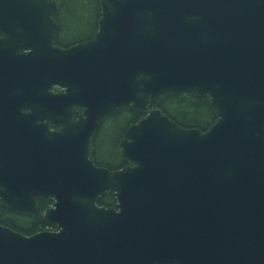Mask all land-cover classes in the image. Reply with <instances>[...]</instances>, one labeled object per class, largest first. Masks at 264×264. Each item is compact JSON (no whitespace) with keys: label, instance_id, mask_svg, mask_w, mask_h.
Listing matches in <instances>:
<instances>
[{"label":"water","instance_id":"obj_1","mask_svg":"<svg viewBox=\"0 0 264 264\" xmlns=\"http://www.w3.org/2000/svg\"><path fill=\"white\" fill-rule=\"evenodd\" d=\"M100 9L94 37L62 48L56 0H0V203L38 216L51 199L57 229L0 224V264H264V0ZM184 95L210 99L209 130L157 108ZM130 108L146 115L128 165L96 166L100 122Z\"/></svg>","mask_w":264,"mask_h":264},{"label":"trees","instance_id":"obj_2","mask_svg":"<svg viewBox=\"0 0 264 264\" xmlns=\"http://www.w3.org/2000/svg\"><path fill=\"white\" fill-rule=\"evenodd\" d=\"M100 1L59 0V7L55 18L60 27L57 41L61 47L68 48L76 43L94 37L98 31L101 13ZM89 4L93 6L91 10L94 14V19L91 25L87 26L83 19L89 9ZM68 32L80 35L81 38H75L70 41L63 40V36ZM157 108L183 128L199 129L205 132L217 122V113L211 107V101L206 96L201 98L187 95L168 96L158 102ZM145 115V113L130 108L118 111L101 121L99 130L94 137L95 149L99 150L101 157H103L96 158L99 166L113 171L115 169H123L128 165L127 161L123 158L119 162L115 159L117 158L116 144L119 143V136L122 130L127 131L131 125L137 123ZM52 204V200L43 199L39 201V216L19 215L0 204V224L26 236H32L51 228V230L56 229L55 226L48 223L42 216ZM114 204L115 199L110 194L102 197L99 201L100 206L110 207ZM21 220L23 223L20 226L18 223Z\"/></svg>","mask_w":264,"mask_h":264},{"label":"flooded vegetation","instance_id":"obj_3","mask_svg":"<svg viewBox=\"0 0 264 264\" xmlns=\"http://www.w3.org/2000/svg\"><path fill=\"white\" fill-rule=\"evenodd\" d=\"M57 6L59 7V0L57 1ZM58 11V10H57ZM56 14H57V12L55 13V16H56ZM55 16H54V20H55V22H57V24H58V26H59V23H58V21L56 20V18H55ZM59 30H60V27L58 28V30L55 32V35H54V42H55V45L56 46H59V47H61L59 44H58V41H57V37L59 36ZM93 38V37H92ZM91 38V39H92ZM90 40V39H89ZM85 41H88V40H85ZM85 41H82V42H85ZM79 43H81V42H79ZM76 44H78V43H76ZM75 44V45H76ZM74 46V45H73ZM62 48H64V47H62ZM69 48V47H68ZM53 92L55 93V94H59V93H61L62 92V89L61 88H59L58 86H56V87H54L53 88ZM30 112V110H25L24 111V113L25 114H27V113H29ZM100 124H101V122H100ZM100 124H99V126H100ZM52 129L53 130H57L58 128H55V127H52ZM98 130H99V127H98ZM97 130V131H98ZM97 133V132H96ZM96 133H95V135H96ZM125 133H126V131L125 130H122V132H121V134H120V136H119V143L118 144H116V150H117V158H115L118 162L121 160V158H123L122 157V154H121V151H120V143H121V141L124 139V137H125ZM95 137V136H94ZM94 137H93V141H92V156H91V159H92V161L94 162V164L96 165V166H98V167H101V168H105V167H102V166H99L98 165V163H97V161H96V158H103V157H101V154L99 153V150H97V149H95V142H94ZM124 159V158H123ZM107 169V168H106ZM109 170V169H108ZM118 170H121V169H115V170H113V171H118ZM110 171H112V170H110ZM108 194H110V195H112L113 196V194L112 193H107L106 195H108ZM106 195H104L103 197H105ZM102 198V197H101ZM100 198V199H101ZM113 198L115 199V197L113 196ZM100 199H99V201H100ZM43 200V199H42ZM44 200H50V199H44ZM41 201V200H40ZM53 201V200H52ZM99 201H98V205H99ZM1 204V203H0ZM53 204H54V201H53ZM53 204H52V206L49 208V209H51L52 207H53ZM116 204H117V201H116V199H115V204L113 205V206H110V207H105V206H101V207H105V208H113V207H115L116 206ZM100 206V205H99ZM48 209V210H49ZM47 211V210H46ZM45 211V212H46ZM44 212V213H45ZM44 213L42 214V216L44 215ZM19 215H24V214H19ZM40 215V214H39ZM38 215V216H39ZM28 216V215H27ZM52 229V228H51ZM50 229V230H51ZM56 229H53L52 231H55ZM45 231H47V230H45ZM42 232H44V231H42ZM40 233V232H39Z\"/></svg>","mask_w":264,"mask_h":264},{"label":"rangeland","instance_id":"obj_4","mask_svg":"<svg viewBox=\"0 0 264 264\" xmlns=\"http://www.w3.org/2000/svg\"><path fill=\"white\" fill-rule=\"evenodd\" d=\"M89 9L87 10V12H86V15L84 16V19H83V21L86 23V25L87 26H90L91 25V23H92V21H93V19H94V14H93V12H92V10H91V8L93 7L92 5H90L89 4ZM87 29V28H86ZM85 29V30H86ZM75 38H81V36L80 35H76V34H72V33H66L64 36H63V40H65V41H70V40H74ZM22 223H23V221L21 220V221H19V223H18V225H22Z\"/></svg>","mask_w":264,"mask_h":264}]
</instances>
